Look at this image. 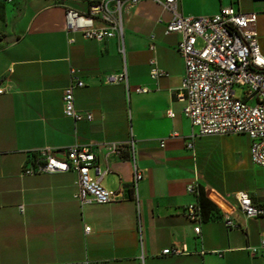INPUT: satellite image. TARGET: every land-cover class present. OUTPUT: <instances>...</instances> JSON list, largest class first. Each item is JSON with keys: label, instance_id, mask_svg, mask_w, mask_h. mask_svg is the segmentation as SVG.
<instances>
[{"label": "crops", "instance_id": "1", "mask_svg": "<svg viewBox=\"0 0 264 264\" xmlns=\"http://www.w3.org/2000/svg\"><path fill=\"white\" fill-rule=\"evenodd\" d=\"M95 1L0 0V264H264V215L245 217L235 199L245 191L264 207V166L251 161L246 134L192 135L176 98L181 35L164 32L172 12L153 0L124 7L122 43L66 31L65 12H85ZM230 4L257 13L264 57V0H176V10L209 15ZM153 67L165 75L151 79ZM124 68L127 84L106 82ZM74 77L84 84L74 88L75 108L91 120L63 113L62 92ZM232 135L239 141H227ZM131 138L143 171L137 199L128 151L109 150ZM74 144L89 146L96 163L110 168L100 183L116 202L81 205L74 171L23 173L30 152ZM192 182L206 199L199 222L185 212L196 202L187 191ZM223 212L236 226L226 227ZM182 245L187 254H161Z\"/></svg>", "mask_w": 264, "mask_h": 264}, {"label": "built area", "instance_id": "2", "mask_svg": "<svg viewBox=\"0 0 264 264\" xmlns=\"http://www.w3.org/2000/svg\"><path fill=\"white\" fill-rule=\"evenodd\" d=\"M139 1L96 0L85 12L68 9L64 28L66 31L79 30L84 37L97 40L116 37L122 43V10ZM153 1L172 12V17L165 23L164 32L181 35L177 49L183 59L184 72L176 98L183 103L182 112L195 128L192 135L246 134L250 139L251 161L264 166V57L257 43V13L240 11L230 4L221 7L215 14L182 15L176 10V0ZM198 39L202 41L201 46L196 45ZM120 51L123 54V46ZM70 72L72 75L76 73L74 69ZM164 75V71L156 67L150 71L153 80ZM106 82L127 84L126 69L107 74ZM83 85V81L74 77L62 92L63 113L75 121L92 119L90 113H82L75 108L74 88ZM147 90L146 87L135 89L139 93ZM2 91L0 89V93ZM167 115L173 117L174 112L168 110ZM160 144L163 145L162 142ZM187 147L191 148L192 143L188 142ZM109 150L118 155L123 150L128 151L137 199V184L143 178V171L136 162L134 140L131 138L126 143H111ZM31 154H35L36 159ZM95 160L94 153L87 145L74 144L63 151L44 147L28 154L30 166L25 167L23 173L74 171L77 174L74 198L81 205L114 203L117 194L100 183L110 168L102 169ZM187 191L196 195L199 192L197 183H190ZM235 199L245 217L264 215V207L254 204L247 192H236ZM185 212L191 221H200L201 212L196 202L187 205ZM221 219L228 228L236 226L228 213L223 212ZM89 230V227H85V231ZM194 230L198 233L199 225ZM259 246L264 247V238L260 240ZM247 249L252 255L258 252V247ZM187 253L185 245L166 247L161 251L163 255Z\"/></svg>", "mask_w": 264, "mask_h": 264}, {"label": "trees", "instance_id": "3", "mask_svg": "<svg viewBox=\"0 0 264 264\" xmlns=\"http://www.w3.org/2000/svg\"><path fill=\"white\" fill-rule=\"evenodd\" d=\"M31 157L33 159H36V155L35 154H31ZM195 199H196V202H197V205L200 209V212H201V215L203 216V210H204V204L206 203V199L203 195V193L200 191L198 192L196 195H195ZM211 206V205H210ZM215 208L212 207V210H214ZM214 217V216H213ZM218 218L220 217V215L217 216ZM217 217H214V218H217Z\"/></svg>", "mask_w": 264, "mask_h": 264}, {"label": "rangeland", "instance_id": "4", "mask_svg": "<svg viewBox=\"0 0 264 264\" xmlns=\"http://www.w3.org/2000/svg\"><path fill=\"white\" fill-rule=\"evenodd\" d=\"M237 93H239V90H236ZM237 134V133H236ZM227 141H239V136L237 135H232V136H226ZM226 138H224L226 140Z\"/></svg>", "mask_w": 264, "mask_h": 264}]
</instances>
